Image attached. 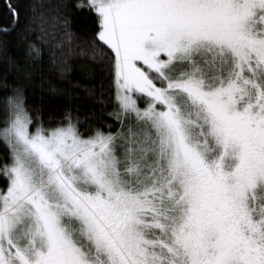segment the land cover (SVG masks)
I'll use <instances>...</instances> for the list:
<instances>
[{
    "label": "snow or ice",
    "instance_id": "1",
    "mask_svg": "<svg viewBox=\"0 0 264 264\" xmlns=\"http://www.w3.org/2000/svg\"><path fill=\"white\" fill-rule=\"evenodd\" d=\"M22 2L0 0V52ZM26 2V60L52 20L58 79L93 107L45 119L4 86L0 264H264V0ZM74 47L98 83L68 77Z\"/></svg>",
    "mask_w": 264,
    "mask_h": 264
},
{
    "label": "trees",
    "instance_id": "2",
    "mask_svg": "<svg viewBox=\"0 0 264 264\" xmlns=\"http://www.w3.org/2000/svg\"><path fill=\"white\" fill-rule=\"evenodd\" d=\"M39 2V0H38ZM52 9L55 7L56 0H48ZM30 15L26 0L21 3V23L17 33H13L9 37V45L6 52H0V95L4 93L5 85H12L19 83L26 87L27 95L29 97V103L34 107H43L45 119L49 113L59 115L65 108L71 107L73 110L80 109V114L83 115L93 105L85 98L83 88L72 87L65 81L58 79V73L54 65L51 62V54L60 49L54 47V45L63 39L59 28H53L52 20H48L43 25L39 20L36 22V31L32 34L31 39L41 48L42 58L36 62H29L26 60V43L19 41L16 37L20 30L23 29L25 18ZM46 15H51V12H47ZM88 21L82 15H73L71 30L75 32L79 37H83L87 34ZM10 26V19L7 15L0 16V27ZM62 27V25L60 26ZM44 28L46 34L40 30ZM9 57L20 65L17 69L15 66L9 64ZM70 71L68 77L73 82H80L81 84H93L98 83L99 73L95 78L92 76L94 65L88 58V56H81L78 54L75 47L73 53L69 56ZM28 71L32 73L31 80H28L24 76V72ZM55 86L61 89L64 93L57 101L55 106L50 105L47 101L50 97L49 89ZM99 112V106H96ZM104 118L110 120L104 112ZM3 181L0 180V184Z\"/></svg>",
    "mask_w": 264,
    "mask_h": 264
}]
</instances>
